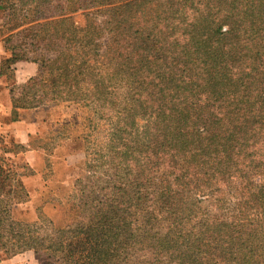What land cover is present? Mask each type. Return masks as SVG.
<instances>
[{
    "label": "trees",
    "instance_id": "obj_1",
    "mask_svg": "<svg viewBox=\"0 0 264 264\" xmlns=\"http://www.w3.org/2000/svg\"><path fill=\"white\" fill-rule=\"evenodd\" d=\"M81 1L107 7L100 23L53 19V58L13 52L0 77H13L19 61L38 65L12 88L17 109L97 104L93 117L117 122L105 145L129 168V182H75L74 219L36 246L23 237L19 248L52 253L56 264H264V240L249 223L264 209L263 184L240 186L233 220L202 206L228 194L231 168L264 167V0ZM235 1L247 25L234 21ZM77 9L62 3L53 17ZM77 138L91 142L92 133ZM17 175L0 164V198ZM219 181L226 192L211 190Z\"/></svg>",
    "mask_w": 264,
    "mask_h": 264
},
{
    "label": "rangeland",
    "instance_id": "obj_2",
    "mask_svg": "<svg viewBox=\"0 0 264 264\" xmlns=\"http://www.w3.org/2000/svg\"><path fill=\"white\" fill-rule=\"evenodd\" d=\"M74 1L4 0L2 3L5 9L0 11L2 49L7 47L9 55L14 52L17 56L24 55L33 60L53 58V19L66 18L68 19L66 24L75 23L87 27L89 24L91 26L100 23L103 16L101 12L107 8L105 6L86 8L85 2ZM241 1L251 6L253 0ZM62 3H65L66 11L78 9L63 16L53 17V12L61 10ZM237 6V1L232 3L234 21L239 24L241 20L246 19L242 21V25H247L248 17L241 18L240 14L235 13ZM228 29L229 27L225 26L223 31L226 32ZM251 41L256 39L253 38ZM41 79L36 87L42 89L49 76H42ZM50 98L51 95H45V101ZM96 105L94 104L92 108L62 102L41 106L46 111L47 123L44 132L35 136L33 140L34 146L42 152L39 154L37 164L41 180L24 184L8 182L4 188L3 196L0 198V264H56L52 253L28 247L20 249V241L23 237L29 236L32 240L30 243L36 246L37 236L52 234L54 228L64 227L74 219L75 204L78 203L75 182L98 184L110 180L129 182V168L125 167L121 157L110 155L109 148L105 145L108 136L110 137L109 131L117 128V122L113 119H101L99 115L93 117L92 109L99 110ZM88 114L92 122L86 120ZM93 121L98 123L96 130L92 126ZM85 132L92 133L91 142L77 138V135H83ZM142 152L143 149H140L138 154ZM262 159L264 161V156ZM138 161L145 167L148 166L146 158ZM13 164L18 168L20 177L26 179L32 177L34 170L27 161L20 160ZM247 171L251 173L245 174ZM228 172L227 175L237 178L234 182H226L232 184L228 194L219 199L220 201L212 199L211 204L203 202L202 206L203 211L212 214H215L212 205L220 206L221 216L233 220L238 216L232 213L231 202L234 194L239 196V190L242 188L240 186L250 184V178L254 184L264 185V167L251 170L249 166L244 167L243 163H239ZM211 184L212 191L226 192L223 181ZM249 223L253 226V231L264 240V209L261 213L252 214ZM261 246L264 250V243Z\"/></svg>",
    "mask_w": 264,
    "mask_h": 264
},
{
    "label": "crops",
    "instance_id": "obj_3",
    "mask_svg": "<svg viewBox=\"0 0 264 264\" xmlns=\"http://www.w3.org/2000/svg\"><path fill=\"white\" fill-rule=\"evenodd\" d=\"M10 57L5 48L2 49L0 43V68L6 58ZM15 75L13 77H0V164L6 168L8 165L14 167V162L20 160L27 161L34 170L32 177L26 179L21 176L23 184L25 182H39L41 175L37 170L39 154L41 150L34 146V137L44 132L46 125V111L42 107L17 109L13 101L12 88L15 85L26 83L38 71V65L34 62L19 61L14 66ZM17 168V167H16ZM17 181L20 174L17 169Z\"/></svg>",
    "mask_w": 264,
    "mask_h": 264
}]
</instances>
